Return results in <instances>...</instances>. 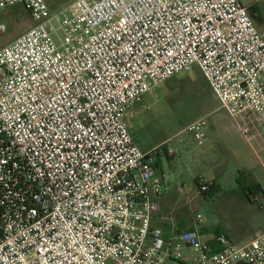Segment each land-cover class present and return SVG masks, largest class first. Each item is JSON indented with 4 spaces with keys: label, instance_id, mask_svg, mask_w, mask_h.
I'll return each mask as SVG.
<instances>
[{
    "label": "built area",
    "instance_id": "2783aa9c",
    "mask_svg": "<svg viewBox=\"0 0 264 264\" xmlns=\"http://www.w3.org/2000/svg\"><path fill=\"white\" fill-rule=\"evenodd\" d=\"M16 4L34 25L0 46V264H264V228L247 242L220 234L217 249L198 228L201 212L184 226L159 214L158 148L144 152L128 123L146 93L198 66L251 138L264 124V35L250 7L73 0L52 11L46 0H0V9ZM207 124L188 126L200 144Z\"/></svg>",
    "mask_w": 264,
    "mask_h": 264
},
{
    "label": "rangeland",
    "instance_id": "374dc122",
    "mask_svg": "<svg viewBox=\"0 0 264 264\" xmlns=\"http://www.w3.org/2000/svg\"><path fill=\"white\" fill-rule=\"evenodd\" d=\"M71 1L46 0L52 11ZM240 2L244 6L257 3L259 19L255 18V22L264 29V0ZM0 23L6 24V30L0 33V46H4L32 27L34 20L24 5L16 4L0 9ZM202 116L207 117L208 124L205 142L200 144L188 126ZM128 123L142 150L158 148V154L153 153L151 158L165 173L164 199L168 203L159 214H173L176 222H191L201 212L203 221L198 228L206 240H211L218 236L217 232L236 223L232 215L236 207L233 199L243 196L257 203L249 212L252 216L260 210V198L246 197L236 178L240 169L250 168L264 187V125L259 127L260 136L254 132L251 138L244 135L236 119L222 107L199 67L182 71L146 93L131 108ZM166 143L171 147L172 157L165 155ZM198 176L213 185L210 192L201 191L196 182ZM164 223L159 218L153 219V225L163 227ZM165 264L178 263L168 259Z\"/></svg>",
    "mask_w": 264,
    "mask_h": 264
},
{
    "label": "crops",
    "instance_id": "0c3cea01",
    "mask_svg": "<svg viewBox=\"0 0 264 264\" xmlns=\"http://www.w3.org/2000/svg\"><path fill=\"white\" fill-rule=\"evenodd\" d=\"M256 24H257V22H256ZM257 26H258L260 32L264 35V29L261 26V24L260 25L257 24ZM196 67L198 68V66H195L193 68V70ZM228 115H229V113H228ZM217 123L219 124L218 121H217ZM260 125H264V124H259L257 126V128L253 131L254 134L257 136H260L258 134H260V132H262L259 129ZM134 139L138 144H140L135 137H134ZM152 148H155V147H152ZM152 148H150L148 151L152 150ZM163 148L165 151V155L167 157H172V155L169 152L171 150L170 145H168L166 143L163 145ZM148 151H144V152H148ZM246 169L252 172V170L250 168H246ZM161 173L165 177V173L163 172V170H161ZM199 178L201 181L207 182L206 180H203L201 176ZM256 180L258 182H260V184L264 190L262 182L257 178H256ZM164 197H165V193L163 194V196L160 199L161 213L168 206L167 200H165ZM259 203H260V205L258 207L260 210L252 216L251 214H249V212H251V209L255 208V205H257V203L251 202L250 200H248L247 198H244L243 196H241V198H239V200L233 199L232 204H233V206H236V207H234V212H232V215H233V217H235L236 223L235 224H229L227 226L226 230H224L222 232H224L231 240H233L235 242L250 241L258 232H260L264 228V194L260 195V202Z\"/></svg>",
    "mask_w": 264,
    "mask_h": 264
},
{
    "label": "trees",
    "instance_id": "16d2710c",
    "mask_svg": "<svg viewBox=\"0 0 264 264\" xmlns=\"http://www.w3.org/2000/svg\"><path fill=\"white\" fill-rule=\"evenodd\" d=\"M256 5H257V3L254 2L249 7L251 9V13H252L253 17L256 18V19H259L258 8H257ZM155 165L157 167H159V163L158 162H156ZM236 180H237V183L239 185H241L243 194L246 197L251 199L252 196L264 194V190H263L260 182H258L254 178V175H253V173L251 171H249L247 169H240L238 171V175H237ZM196 182L199 185V187H201V180H200L199 177L196 179ZM210 187L212 188L213 185L210 184ZM210 189L208 190L209 192H210ZM207 192H204V193H207ZM178 223H179L180 226H184V225L188 224L189 222L182 220V221H179ZM221 233L225 234L224 232H221ZM221 233L217 232L218 236ZM216 241L217 240H216V237H215V238H213L211 240V243H212V245H214L215 248L219 249V247H217Z\"/></svg>",
    "mask_w": 264,
    "mask_h": 264
}]
</instances>
